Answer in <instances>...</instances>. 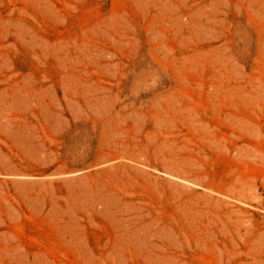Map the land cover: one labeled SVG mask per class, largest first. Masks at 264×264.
Instances as JSON below:
<instances>
[{
    "label": "rangeland",
    "instance_id": "374dc122",
    "mask_svg": "<svg viewBox=\"0 0 264 264\" xmlns=\"http://www.w3.org/2000/svg\"><path fill=\"white\" fill-rule=\"evenodd\" d=\"M0 264H264V0H0Z\"/></svg>",
    "mask_w": 264,
    "mask_h": 264
}]
</instances>
